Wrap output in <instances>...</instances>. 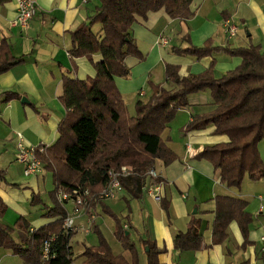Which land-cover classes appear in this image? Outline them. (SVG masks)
I'll list each match as a JSON object with an SVG mask.
<instances>
[{
  "label": "crops",
  "instance_id": "obj_1",
  "mask_svg": "<svg viewBox=\"0 0 264 264\" xmlns=\"http://www.w3.org/2000/svg\"><path fill=\"white\" fill-rule=\"evenodd\" d=\"M35 1L38 10L26 29L14 24L18 0L0 4V42L7 38L12 44V53L21 59L0 74V93L13 91L20 94V99L0 103V174L3 175L0 197L8 205L0 221L16 228L14 237L18 242L20 232L16 222L20 217H24L31 228L60 219L59 216L46 215L57 203L53 172L46 169L41 159L43 170L37 175L25 176L23 165L16 159L18 143L24 140L32 146L53 144L58 137V126L66 115L60 101L64 75L82 80L94 77V63L103 60L100 53L93 55V62L87 57L75 58L74 68L69 53L72 45L70 32L94 15L101 0ZM190 8L193 15L186 21L172 18L164 8L150 11L146 17H136L131 33L143 58L127 56L130 75L115 77L131 116L136 114L137 101L147 100L153 93L151 83L169 87L167 63L179 65L180 74L189 76L204 72L215 59L214 75L220 78L242 62L241 57L225 51L197 59L174 52V47H186L189 40L202 46L211 38L214 46L240 47L252 42L264 51V0H193ZM227 22L238 28L231 38L226 33ZM93 30L99 32L101 23L93 25ZM214 107L207 91L194 93L189 104L178 109L162 133V138L176 155L168 164L158 159L154 165L162 179L159 192L168 201L167 210L148 193L152 183L149 177H145L142 186L128 181L123 192L115 198L97 201L88 209L75 207L72 202L64 206L77 226L70 240L76 257L70 264H89L81 254L86 246L98 244L92 231L93 222L103 229L116 254L131 259L130 252L115 236V221L112 224L106 218L108 214L103 206L122 218L130 214L135 229L129 233L140 250V264H147L141 246L146 240L164 249L159 255L162 264H241L246 261L248 264H264V177L252 180L246 175L241 187L227 186L221 181V169L196 155L207 145L228 142L229 136L217 134L214 125L185 130L195 115ZM259 150L264 161V140L259 143ZM218 195L248 202L247 210L252 215L250 243L243 246L244 235L238 222L233 220L228 226V238L223 243L199 250H177L175 237L178 232L187 230L192 218L200 220L199 233L204 243L211 245ZM117 207L120 213L116 211ZM0 264L28 263L10 249L0 246Z\"/></svg>",
  "mask_w": 264,
  "mask_h": 264
},
{
  "label": "trees",
  "instance_id": "obj_2",
  "mask_svg": "<svg viewBox=\"0 0 264 264\" xmlns=\"http://www.w3.org/2000/svg\"><path fill=\"white\" fill-rule=\"evenodd\" d=\"M7 1L0 0V4ZM192 1L101 0L94 15L70 32L72 45L69 53L74 68L75 58L87 57L93 62V55L100 53L103 60L94 63V77L86 80L69 75L63 77L60 101L66 115L58 126L56 141L47 147L46 153L38 152L46 169L53 172L55 196L59 186L73 188L84 185L92 192H99L109 182L108 171L125 164H132L136 170L144 172L153 168L158 159L164 164L172 162L176 155L162 138V133L178 109L189 104L190 96L203 91L209 93L215 107L195 115L185 130L214 125L217 134H226L230 140L207 145L196 156L208 159L220 168L221 181L229 187H241L246 175L252 180L264 177V161L259 150V143L264 140V51L259 45L251 42L248 46L223 48L214 46L209 38L202 46H196L189 40L186 47H174V52L197 59L225 51L231 56L241 57L242 62L220 78L214 75L215 59L204 72L189 76L180 74L179 65L167 63L169 87L151 83L153 93L147 100L137 101L134 116L129 114L116 86L115 77L130 75L126 57L143 58L131 33L136 17H146L150 11L164 8L172 18L186 21L193 15ZM96 23H101L99 32L93 30ZM20 61L12 53L11 42L4 37L0 42V74ZM13 99H20V94L13 91L0 93V103ZM2 177L0 174V179ZM144 179L140 175H131L122 178L121 182L123 186L128 181L142 186ZM161 205L168 209V201L163 198ZM247 205L248 202L241 198L216 196L211 245H206L199 233L200 220L192 218L187 230L177 233L175 248L183 252L223 243L228 238V226L233 220L238 222L245 238L243 246H246L250 243L248 235L252 222ZM7 209L8 205L0 197V217ZM103 209L115 221V236L130 252L131 259L114 252L96 222L92 223V231L98 238V244L86 246L81 255L89 264H140V250L131 234H127V231L135 229L130 214L122 218L106 206ZM46 215L59 216L60 219L33 231L29 222L20 217L16 222L19 242L14 237L16 228L0 221V246L10 249L28 264H41L43 241L56 235L57 255L48 264L72 263L76 257L70 245L74 232L63 229L68 217L67 209L57 199ZM141 246L147 264H162L159 255L164 249L149 240L143 241Z\"/></svg>",
  "mask_w": 264,
  "mask_h": 264
},
{
  "label": "built area",
  "instance_id": "obj_3",
  "mask_svg": "<svg viewBox=\"0 0 264 264\" xmlns=\"http://www.w3.org/2000/svg\"><path fill=\"white\" fill-rule=\"evenodd\" d=\"M38 7L35 0H18V12L17 17L14 20L15 25H19L26 29L37 13ZM237 26L232 22L226 23V33L229 38L233 37L237 33ZM47 145L32 146L20 140L18 143V151L16 159L23 165V174L25 176L37 175L43 170V163L39 153H46ZM109 182L99 192H92L88 186L79 185L76 187H62L57 188L56 196L58 201L63 205L67 206L68 203L72 202L75 207H81L88 209L92 207L95 202L115 198L118 194L123 192V185L121 179L131 175H140L142 177H149L152 183L148 187V193L153 198L161 202L162 195L159 192V186L162 184V179L158 171L153 167L147 171L140 172L135 169L132 164H125L119 169H110L108 171ZM159 179V181H157ZM127 226V225H125ZM63 229L65 231L76 230L77 226L73 217L68 215L66 217ZM33 231L34 228H31ZM57 236H51L43 241L41 245L42 260L41 264H48L53 258L56 257L57 252L54 245V241Z\"/></svg>",
  "mask_w": 264,
  "mask_h": 264
},
{
  "label": "rangeland",
  "instance_id": "obj_4",
  "mask_svg": "<svg viewBox=\"0 0 264 264\" xmlns=\"http://www.w3.org/2000/svg\"><path fill=\"white\" fill-rule=\"evenodd\" d=\"M116 211L118 212V213H120V210H118V207L116 208ZM106 218L108 219V220H110L111 222H112V224L114 223L113 222V219L108 215V216H106Z\"/></svg>",
  "mask_w": 264,
  "mask_h": 264
},
{
  "label": "water",
  "instance_id": "obj_5",
  "mask_svg": "<svg viewBox=\"0 0 264 264\" xmlns=\"http://www.w3.org/2000/svg\"><path fill=\"white\" fill-rule=\"evenodd\" d=\"M26 100L25 98H23V101ZM129 233V231H127V234ZM148 249V248H147Z\"/></svg>",
  "mask_w": 264,
  "mask_h": 264
}]
</instances>
